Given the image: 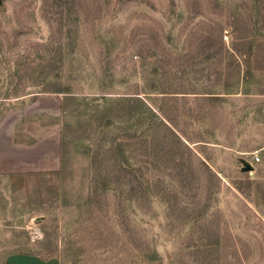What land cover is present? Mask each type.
Wrapping results in <instances>:
<instances>
[{"label":"rangeland","instance_id":"obj_1","mask_svg":"<svg viewBox=\"0 0 264 264\" xmlns=\"http://www.w3.org/2000/svg\"><path fill=\"white\" fill-rule=\"evenodd\" d=\"M10 122L0 264H264V0H0Z\"/></svg>","mask_w":264,"mask_h":264},{"label":"crops","instance_id":"obj_2","mask_svg":"<svg viewBox=\"0 0 264 264\" xmlns=\"http://www.w3.org/2000/svg\"><path fill=\"white\" fill-rule=\"evenodd\" d=\"M14 124H6L0 131V174L16 177L55 171L60 158L57 127L29 122L23 130L27 140L18 142L15 140Z\"/></svg>","mask_w":264,"mask_h":264},{"label":"built area","instance_id":"obj_3","mask_svg":"<svg viewBox=\"0 0 264 264\" xmlns=\"http://www.w3.org/2000/svg\"><path fill=\"white\" fill-rule=\"evenodd\" d=\"M253 160L254 161H258L259 160V156L257 155V153L253 154Z\"/></svg>","mask_w":264,"mask_h":264}]
</instances>
